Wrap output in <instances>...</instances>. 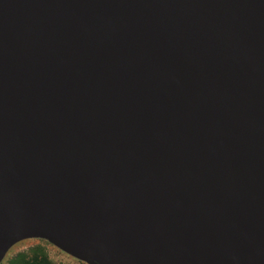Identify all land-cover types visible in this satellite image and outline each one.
Returning a JSON list of instances; mask_svg holds the SVG:
<instances>
[{"label": "water", "instance_id": "1", "mask_svg": "<svg viewBox=\"0 0 264 264\" xmlns=\"http://www.w3.org/2000/svg\"><path fill=\"white\" fill-rule=\"evenodd\" d=\"M264 264V0H0V264Z\"/></svg>", "mask_w": 264, "mask_h": 264}, {"label": "rangeland", "instance_id": "2", "mask_svg": "<svg viewBox=\"0 0 264 264\" xmlns=\"http://www.w3.org/2000/svg\"><path fill=\"white\" fill-rule=\"evenodd\" d=\"M35 253L44 254L51 264H83L41 240H25L14 245L2 264H13V260H17L18 257L29 256Z\"/></svg>", "mask_w": 264, "mask_h": 264}, {"label": "trees", "instance_id": "3", "mask_svg": "<svg viewBox=\"0 0 264 264\" xmlns=\"http://www.w3.org/2000/svg\"><path fill=\"white\" fill-rule=\"evenodd\" d=\"M13 264H51L44 254H32L29 256L18 257L17 260H13Z\"/></svg>", "mask_w": 264, "mask_h": 264}]
</instances>
